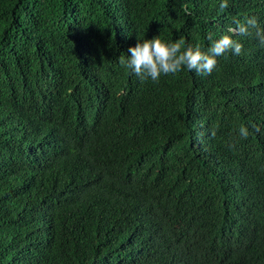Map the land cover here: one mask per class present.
Listing matches in <instances>:
<instances>
[{
  "label": "trees",
  "instance_id": "1",
  "mask_svg": "<svg viewBox=\"0 0 264 264\" xmlns=\"http://www.w3.org/2000/svg\"><path fill=\"white\" fill-rule=\"evenodd\" d=\"M0 0V264H264V46L141 80L264 0ZM249 130L247 138L239 128Z\"/></svg>",
  "mask_w": 264,
  "mask_h": 264
},
{
  "label": "clouds",
  "instance_id": "2",
  "mask_svg": "<svg viewBox=\"0 0 264 264\" xmlns=\"http://www.w3.org/2000/svg\"><path fill=\"white\" fill-rule=\"evenodd\" d=\"M220 7H227V0H221ZM252 29L256 30L255 35L264 46V30L258 26L255 16H248L244 22L237 20L235 27L228 29L231 35L224 34L213 39V34L209 33L211 44L206 50L199 44L186 46L183 39L170 40L157 35L150 39H139L128 49L130 54L122 57L120 62L141 80L158 81L162 75L175 74L183 69L194 70L198 74H211L217 66V58L225 52L231 50L235 55L242 52V42L233 36L236 33L248 35ZM239 135L247 138L248 128L241 126Z\"/></svg>",
  "mask_w": 264,
  "mask_h": 264
}]
</instances>
